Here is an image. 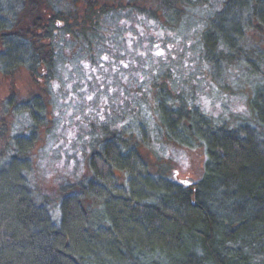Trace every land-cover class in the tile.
<instances>
[{
	"label": "trees",
	"instance_id": "1",
	"mask_svg": "<svg viewBox=\"0 0 264 264\" xmlns=\"http://www.w3.org/2000/svg\"><path fill=\"white\" fill-rule=\"evenodd\" d=\"M78 1L0 0V73L25 69L46 85L4 102L16 128L7 131L0 118V264H248L264 239V86L250 101L248 123L238 126L205 114L186 89L172 92L162 82L152 91L156 133L205 147L195 183L150 170L139 151L150 130L137 108L122 122L93 124L92 176L61 186L56 214L40 201L29 172L49 84L62 78L58 38L101 37L115 11L164 25L181 15L179 5L204 0ZM60 2L66 5L55 7ZM218 3L203 23L205 60L250 58L245 31L264 29V0ZM257 55L263 64L264 54Z\"/></svg>",
	"mask_w": 264,
	"mask_h": 264
},
{
	"label": "rangeland",
	"instance_id": "2",
	"mask_svg": "<svg viewBox=\"0 0 264 264\" xmlns=\"http://www.w3.org/2000/svg\"><path fill=\"white\" fill-rule=\"evenodd\" d=\"M218 1L179 5L181 15L170 17L164 25L141 24L129 11H115L105 20L107 29L101 37L85 43L73 42L65 35L58 38L62 78L49 84L52 93L46 97L44 123L36 133L29 172L32 184L43 195L40 201L51 213L59 211L61 186L92 176L89 153L97 131L93 124L122 122V117L137 108L150 130L139 147L150 170L162 169L172 181L183 185L200 179L206 160L204 145L172 141L154 130L156 111L149 98L162 82L172 92L189 91L192 101L217 122L236 126L248 123L250 101L264 86V63L256 57L264 54V29L245 31L250 58L237 60L238 55H234L233 62L220 56L218 63L205 60L203 23L219 6ZM61 4L66 2L55 7ZM77 5L83 7L82 1ZM253 65H257L255 69ZM45 86L43 80L33 81L25 69L9 76L0 73V118H4L7 131L16 127L15 117L8 115L10 110L3 113L5 99L11 94L17 100L27 99ZM263 246L261 238L255 247L258 253H250L248 264H264Z\"/></svg>",
	"mask_w": 264,
	"mask_h": 264
},
{
	"label": "snow or ice",
	"instance_id": "3",
	"mask_svg": "<svg viewBox=\"0 0 264 264\" xmlns=\"http://www.w3.org/2000/svg\"><path fill=\"white\" fill-rule=\"evenodd\" d=\"M162 52H157V55H161ZM105 59H107V57H105ZM89 99H91V97H88Z\"/></svg>",
	"mask_w": 264,
	"mask_h": 264
},
{
	"label": "water",
	"instance_id": "4",
	"mask_svg": "<svg viewBox=\"0 0 264 264\" xmlns=\"http://www.w3.org/2000/svg\"><path fill=\"white\" fill-rule=\"evenodd\" d=\"M190 183L188 182V183H186V185H189Z\"/></svg>",
	"mask_w": 264,
	"mask_h": 264
}]
</instances>
